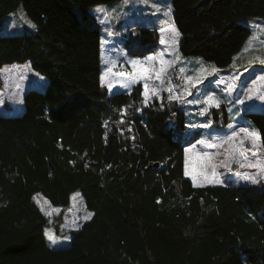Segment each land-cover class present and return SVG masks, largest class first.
Wrapping results in <instances>:
<instances>
[{
  "label": "trees",
  "instance_id": "obj_1",
  "mask_svg": "<svg viewBox=\"0 0 264 264\" xmlns=\"http://www.w3.org/2000/svg\"><path fill=\"white\" fill-rule=\"evenodd\" d=\"M116 1L0 0V21L22 8L35 24L0 36V72L11 66L14 85L29 63L47 80L21 114L0 116V264H264V183L195 187L184 149L201 132L182 142L185 111L145 105L141 83L113 95L102 86L101 29L87 11ZM171 13L179 53L223 69L264 0H171ZM133 38L158 46L156 30ZM209 112L229 124L225 106ZM244 116L264 137V112Z\"/></svg>",
  "mask_w": 264,
  "mask_h": 264
},
{
  "label": "rangeland",
  "instance_id": "obj_2",
  "mask_svg": "<svg viewBox=\"0 0 264 264\" xmlns=\"http://www.w3.org/2000/svg\"><path fill=\"white\" fill-rule=\"evenodd\" d=\"M152 4L159 6V11L152 7ZM98 8H103L105 11L98 12ZM171 8V0H149V4L145 5L143 0H128L127 4H123L122 0L113 2L109 5H100L90 8L87 13L93 16L101 29V84L108 91L109 95L115 93H129L131 89L138 83L144 86L147 82L149 89L156 86L160 89V98L152 96L149 103L153 102L154 98H157L161 105L168 103L169 108L172 106H177L178 109L185 111L187 117V127L183 134V143L187 142L194 133L200 131V138L193 143L195 148L191 153L186 155L185 153V171L186 164L187 169L191 172L199 173L200 165L205 161L203 159V152L215 153L219 152L221 155L214 156L212 158V163H218L225 160L227 152L230 150L228 145L223 148L215 149L208 147L209 144L214 143L216 138L221 135L230 133L234 128H239L241 126L251 127L255 129L251 121L244 116L246 113L254 112H264V100H258L253 98L252 100H245L244 104L235 103L237 99V93L240 91L239 87L231 94L225 89L224 84L211 85L210 91L214 92L215 96L219 98L222 103L219 108L210 107L209 111L220 110L221 106H225V110L228 113L229 124L224 128H218L224 122L223 112L220 114H201V109L206 107L205 104L188 103V101L193 100L198 89H205L206 85H209L210 81H215L218 76H228L229 74L235 72L243 73L240 81H244L249 75V72L255 70L257 73L264 72V64L260 63L256 57L264 59V18H245L241 22L251 28V36L254 33L257 34V39L255 41L258 47L253 50L242 53V49L246 46V40L244 46L241 49L240 54L235 56V68L233 67V62L223 69H218L219 71H225L230 73H214L206 75L203 79V83L199 84L197 88L191 89V95L183 93V86L185 85L184 77L189 75L204 76L199 70L202 67H207L211 69L214 66L213 63L207 62L196 56H183L179 53V40L178 38L175 49L161 43V38L165 40L168 39L169 33L162 31L166 29L173 23L172 13L171 18L164 15V13ZM114 9L112 15H109V10ZM35 25L25 14L22 8H18L13 12L11 16H6L0 21V36L3 35H21L30 34L35 32ZM143 27L150 29L151 31L156 30L158 33V46L155 48L153 42L149 41L143 45H138L133 38L136 35V29ZM111 30V35H109L108 30ZM128 40V47L126 48V41ZM149 49H154V51L147 53L144 56H134L132 53L137 52L142 54ZM164 53V59L171 61L170 66H166V80L163 85L160 81L152 78L145 81L138 74L140 73V68H133L132 61H145L149 56H155L158 53ZM155 63V67L159 69V62H147L148 66L151 67ZM18 66H23L24 70L28 72L26 78L23 81L14 83V85L9 82L8 73L11 66H4L1 69V78L3 81V89L0 90V116H11L19 115L24 111L23 97L31 89L38 91H43L47 86V80L34 72L29 63L19 64ZM240 68V69H238ZM247 69V71H245ZM21 70V69H20ZM102 77L104 81L102 82ZM136 82H132L133 80ZM240 81L237 83L239 84ZM109 84H111V89H109ZM169 86L174 87L172 95H182L183 102L177 99L169 100L168 97L170 93L166 91ZM14 88H17L14 90ZM205 92L201 91L200 96L203 97ZM231 109V111H229ZM239 109V111H237ZM217 116V117H216ZM210 121L209 127H190L189 125H199ZM233 126V127H230ZM200 140H204L205 144L201 145ZM189 147V146H187ZM243 148H250L251 145L246 141L242 146ZM258 157H264L261 148L256 150ZM251 158V152L248 153ZM238 160L239 157L237 156ZM231 171L223 166H218L216 168L217 175L215 177L209 176L213 181L220 180L223 183H209L204 180V177L198 175V181L203 182V186H253L250 182H245L242 179V175L245 172L257 175L259 178L260 173L256 169L240 168L239 164L232 161L229 164ZM239 173L240 175H237ZM205 174H208V170L205 169ZM189 180H193L190 175H185ZM264 183V179L260 180ZM194 185V184H193ZM196 187V186H195Z\"/></svg>",
  "mask_w": 264,
  "mask_h": 264
},
{
  "label": "snow or ice",
  "instance_id": "obj_3",
  "mask_svg": "<svg viewBox=\"0 0 264 264\" xmlns=\"http://www.w3.org/2000/svg\"><path fill=\"white\" fill-rule=\"evenodd\" d=\"M122 3L127 4L128 0H122ZM143 3L145 5H148L149 0H143ZM151 6L156 8L157 11H159L158 5L152 4ZM97 11L103 12L105 11V9L98 8ZM113 12L114 9L109 10V15H112ZM164 15L171 18V8H169L164 13ZM31 26L35 27V25H31ZM162 31H166L170 35L167 40H165L162 37L161 43L175 49L178 38L181 35L180 31L175 27L174 24L170 25L166 29H163ZM108 32L109 35L112 34L110 29L108 30ZM256 39H257V34L254 33L253 36H251L249 40L246 42V46L242 49V53H247L253 50L254 48L258 47V45H256L255 43ZM235 59L236 58H234V63H233L234 68H235ZM256 59L259 60L260 63L264 64V59H261L260 57H256ZM149 61L152 62L158 61L160 65L159 69L155 67V63H153V65L149 67L147 64V62ZM131 63L133 68H137V67L140 68V73L138 75L141 78L145 79V81L152 78V76L154 75V78L160 81L161 85H163L166 80V71H167L166 66H170L172 62L165 60L164 53L161 52L155 56L147 57L145 61H132ZM199 71L201 73H204L205 75L204 76L189 75L184 77L185 79V85L183 86L184 94L191 95L192 94L191 89L197 88L199 84L203 83V79L206 78V75L214 74L219 70L216 69L215 66H212L211 69H208L207 67H202ZM245 71H247V69H245ZM241 75H243V73L237 71L233 74H229L228 76L218 77L215 81H210L209 85L205 86V89H198L196 97L193 100L188 101V103L205 104L206 107L201 109V114L207 113L210 107L219 108L222 101L215 96L214 92L209 90L212 84H216V85L224 84L225 89L223 90H227L230 94L239 87L240 91L237 93V99L235 100V103L244 104L245 100H252L253 98L258 100H264V72L257 73L255 70H253L252 72H249V75L245 78L244 81H240ZM104 79L105 78L102 77V82L104 81ZM238 81H240L239 84L237 83ZM132 82H136V80L134 79ZM109 89H111V84H109ZM166 91L170 93L168 97L169 100L177 99L183 102L182 95H172L174 91L173 86H169L166 89ZM201 91L205 92V95L203 97L200 96ZM152 96H156L157 98H160V89L156 86H153L151 89H149L148 83L145 82L144 92H143V97H144L143 102L145 105L149 103ZM229 111H231V109H229ZM237 111H239V109ZM120 122L123 123L122 120ZM189 126L209 127L210 121L199 125L193 124ZM246 141L251 145L250 148L242 147ZM199 143L203 145L205 144V141L200 140ZM225 145H228L230 150H226L227 155L225 160L220 161L218 163H212V158L214 156L221 155V153L203 152L202 156L205 162L200 165L199 173L189 171L187 169V164H186L185 175L191 176L194 186L196 187L203 186V182L198 181V175L204 177V180H206L209 183L212 182L223 183V181H220L218 179L213 181L209 178V176L215 177L217 175L216 168L218 166H223L225 168H228L229 171H231L229 164L232 161L237 162L240 168L256 169L260 173V176L258 178L257 175L245 172L242 175V179L245 182H250L251 184H257L260 183V180L264 179V157H258L256 154V150L258 148H264V137H261L260 134L255 129H252L250 126L249 127L241 126L239 128L233 127V130L230 133L219 136L218 138H216V141L214 143L209 144L208 147L219 149V148H223ZM194 148L195 145H190L189 147H186L184 149L186 155L188 153H191ZM249 152H251V158L248 155ZM237 156L239 157L238 160L236 159ZM205 169L208 170V174H205ZM237 175L240 174L237 173ZM77 196H79V193L73 196L74 201ZM37 203H39V201ZM41 211H44L43 206H41ZM92 215L93 213H88L87 215L84 216V219L89 220L91 219ZM46 234L48 235V238L52 245H55L59 242L54 235L50 233H46Z\"/></svg>",
  "mask_w": 264,
  "mask_h": 264
},
{
  "label": "crops",
  "instance_id": "obj_4",
  "mask_svg": "<svg viewBox=\"0 0 264 264\" xmlns=\"http://www.w3.org/2000/svg\"><path fill=\"white\" fill-rule=\"evenodd\" d=\"M13 14V12L12 13H10L9 15H7V16H11ZM240 54V53H239ZM231 66V65H230ZM238 69H240V68H238ZM230 73L229 71L228 72H225V71H218V73ZM231 74H232V72H231ZM218 77H220V76H218ZM241 77H242V75H241ZM240 77V78H241ZM212 85H214V84H212ZM24 110V109H23ZM23 112V111H22Z\"/></svg>",
  "mask_w": 264,
  "mask_h": 264
},
{
  "label": "water",
  "instance_id": "obj_5",
  "mask_svg": "<svg viewBox=\"0 0 264 264\" xmlns=\"http://www.w3.org/2000/svg\"><path fill=\"white\" fill-rule=\"evenodd\" d=\"M157 166V165H156Z\"/></svg>",
  "mask_w": 264,
  "mask_h": 264
}]
</instances>
